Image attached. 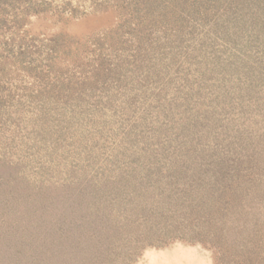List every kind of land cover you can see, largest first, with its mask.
<instances>
[{"label":"trees","instance_id":"trees-1","mask_svg":"<svg viewBox=\"0 0 264 264\" xmlns=\"http://www.w3.org/2000/svg\"><path fill=\"white\" fill-rule=\"evenodd\" d=\"M96 8L119 13L126 25H140L148 55L163 70L178 71L177 61L187 68L179 77L164 76L166 82L156 73L143 75L147 89L156 81V93L108 92L103 100L113 106L93 109L87 119L97 130L89 126L85 132L81 123L91 149L109 135L116 143L121 134L126 145L118 159L117 151L111 154L110 167L126 169L120 175L94 172L99 167L91 152L84 161L73 157L91 167L81 176L69 173L71 184L77 180L82 194L86 191L92 221L102 227L92 239L125 258L175 241L198 244L229 262L264 252V0H0V58L30 67L36 57H48L41 53L48 46L44 40L20 33L21 23L40 9ZM198 59L206 63L194 65L191 77ZM36 125L53 130L48 123ZM34 141V136L28 143L10 139L7 153L0 151V223L22 218L25 206L11 194L14 173L28 190L46 185L55 149ZM240 166L251 189L243 182L232 187L241 181L232 172ZM115 240L119 243L110 245Z\"/></svg>","mask_w":264,"mask_h":264},{"label":"rangeland","instance_id":"rangeland-1","mask_svg":"<svg viewBox=\"0 0 264 264\" xmlns=\"http://www.w3.org/2000/svg\"><path fill=\"white\" fill-rule=\"evenodd\" d=\"M125 18L110 9L100 11L96 8L92 12L40 9L38 14L21 23L20 33L26 39L39 37L44 40L48 46L41 49V53L48 57L43 54L36 57L30 67L14 66L7 62V56L0 58V86L6 82L4 95L0 97V151L7 153L10 147H5V143L10 139L17 143L22 137V141L28 143L33 136L37 141L32 143L36 146L47 143L50 149H55V154H51L53 163L47 169L50 171L48 180L40 189L28 190L18 172L13 174L16 186L11 191L12 197L25 207L20 221L9 217L6 223H0V264H264V252L229 262L222 259L221 254L212 256L198 244L180 241L146 247L134 258H125L121 250L112 254L105 252L106 243L102 246L92 239L93 233L101 232L102 227L97 220L92 221L86 191L82 194L77 180L71 184L69 173L77 171L75 174L81 176V172L91 167H85L86 163L79 165L73 157L84 161L85 155L91 152L99 167L94 172L120 175L126 169L109 164L111 154L117 151L115 157L118 159L122 154L120 148L126 145L121 134L116 143L111 142L109 135L99 141V149H91V140H85L81 134V123L85 121V132L89 126L93 132L97 130L87 119L92 116L91 110L100 112L104 106H113L103 100L108 92L124 97L138 90L156 93L159 91L156 81L150 82L153 89H147L141 84L143 75L156 73L166 82L164 76L175 78L171 75L177 72L179 77L187 68L177 61L178 71L163 70L164 65L148 55L138 32L141 26L126 25ZM200 63L206 61L192 62L191 77L195 76L194 65ZM40 115L44 120L35 122L51 124L53 130L43 131L41 126L31 122ZM135 121L136 118L134 124ZM123 125L129 128L124 122ZM69 127L70 135L66 133ZM31 130L35 132L27 136V131ZM75 153L77 156H73ZM43 165L47 163L43 161ZM242 166L232 171L236 179L241 180L234 181L232 187L250 181L245 171H241ZM245 187L251 189V186ZM17 189L24 190L14 191ZM118 243L115 240L110 245Z\"/></svg>","mask_w":264,"mask_h":264}]
</instances>
